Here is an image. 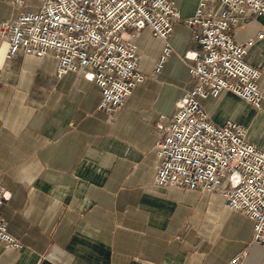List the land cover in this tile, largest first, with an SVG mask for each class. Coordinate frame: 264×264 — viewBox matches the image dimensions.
<instances>
[{
	"label": "crops",
	"instance_id": "obj_1",
	"mask_svg": "<svg viewBox=\"0 0 264 264\" xmlns=\"http://www.w3.org/2000/svg\"><path fill=\"white\" fill-rule=\"evenodd\" d=\"M173 1L182 18L198 3ZM37 4L0 0V21ZM261 30L264 15H248L231 35L254 39L245 60L264 82ZM169 41L174 52L157 77L163 41L147 26L136 33L145 79L107 116L83 70L58 76L50 58L21 50L8 58L0 38V179L8 197L0 216L20 242L15 250L0 242V264H232L243 252L239 264H264L252 220L221 195L155 183L159 116H170L192 86L181 60L192 47L188 29L176 24ZM200 103L213 122L235 120L247 133L264 114V99L255 108L227 91Z\"/></svg>",
	"mask_w": 264,
	"mask_h": 264
},
{
	"label": "built area",
	"instance_id": "obj_2",
	"mask_svg": "<svg viewBox=\"0 0 264 264\" xmlns=\"http://www.w3.org/2000/svg\"><path fill=\"white\" fill-rule=\"evenodd\" d=\"M37 2V9L0 21V38L8 42L6 57L18 50L48 57L58 76L83 70L99 87L98 110L107 116L119 110L145 79L137 69L136 33L147 26L163 41L154 66L158 76L174 52L169 38L175 25L188 29L192 47L181 60L192 86L177 98L170 116H159L155 183L221 195L229 208L252 220V240L264 248V149L247 138L241 123L213 122L200 103L227 91L260 108L264 82L260 71L245 60L254 39L236 42L231 31L248 15H264V0H198L193 14L185 18L173 0ZM256 37L264 38V30ZM7 198L0 179V208ZM0 242L6 249L20 247L1 216ZM244 254L231 263L239 264Z\"/></svg>",
	"mask_w": 264,
	"mask_h": 264
},
{
	"label": "rangeland",
	"instance_id": "obj_3",
	"mask_svg": "<svg viewBox=\"0 0 264 264\" xmlns=\"http://www.w3.org/2000/svg\"><path fill=\"white\" fill-rule=\"evenodd\" d=\"M255 137H257L261 145L264 146V114H259L258 116L255 117L254 123L252 127L249 129V132L247 133V138L249 140Z\"/></svg>",
	"mask_w": 264,
	"mask_h": 264
}]
</instances>
